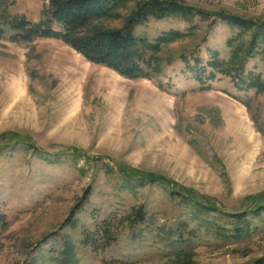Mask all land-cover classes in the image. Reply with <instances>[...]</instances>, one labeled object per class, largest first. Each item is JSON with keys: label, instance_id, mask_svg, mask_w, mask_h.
I'll use <instances>...</instances> for the list:
<instances>
[{"label": "rangeland", "instance_id": "1", "mask_svg": "<svg viewBox=\"0 0 264 264\" xmlns=\"http://www.w3.org/2000/svg\"><path fill=\"white\" fill-rule=\"evenodd\" d=\"M165 1L190 12L133 34L179 36L128 77L34 32L50 0H0V264H264V32L224 72L255 27L220 16L264 0Z\"/></svg>", "mask_w": 264, "mask_h": 264}, {"label": "trees", "instance_id": "2", "mask_svg": "<svg viewBox=\"0 0 264 264\" xmlns=\"http://www.w3.org/2000/svg\"><path fill=\"white\" fill-rule=\"evenodd\" d=\"M129 1L131 0H50V11L46 9V19L40 25L33 26L32 30L40 35L59 36L89 60L106 65L122 75L128 77L147 76L141 65L144 60L143 51L145 48L155 52L162 43L175 39L179 33L170 32L171 34L156 37L153 42L149 43L145 39L135 36L133 27L149 16H164L173 13L182 15L183 12L189 14L191 7L188 8L173 1L136 0L135 8L128 13L121 28L103 29L99 25H91L93 20L112 16L114 10L126 6ZM220 16L245 29L255 27V32L250 33L249 40L244 43L239 42L238 49H233L228 68L224 69V72H229L230 68L240 67L243 59L248 55V50L256 47L259 30L264 32V21L255 26L254 21L250 19L245 20L227 14ZM52 22L60 24L63 31L52 29ZM81 28H83V32L78 35ZM229 43L231 44L232 41L229 40ZM259 51L264 54V44ZM152 60L154 61L156 58L150 55L146 63L150 65ZM210 63L218 70L220 69V61L214 59ZM252 84L261 86L260 82ZM0 219L3 217L1 216Z\"/></svg>", "mask_w": 264, "mask_h": 264}]
</instances>
